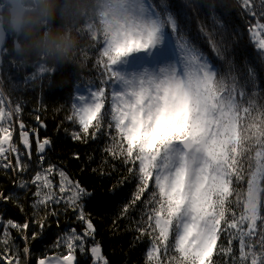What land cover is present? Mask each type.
I'll return each mask as SVG.
<instances>
[{
  "label": "snow or ice",
  "instance_id": "1",
  "mask_svg": "<svg viewBox=\"0 0 264 264\" xmlns=\"http://www.w3.org/2000/svg\"><path fill=\"white\" fill-rule=\"evenodd\" d=\"M241 4L256 18L248 31L260 57L264 58V23L260 20L264 17V0H260L259 15L256 0H241ZM197 7L213 13V33L206 32L201 23L199 31L189 36L186 29ZM216 28L223 31L224 25L212 4L196 5L191 0L173 5L168 0L158 3L110 0L98 61L103 64L106 76L100 81L101 87H88L86 95L77 94V99L83 102L79 108L83 133L87 135L89 128L94 127L95 138L104 119L101 113L105 108V87L109 89L110 107L104 115L109 117L107 127L115 129L116 136L112 139L119 144V152L112 148L106 151L132 164L130 172L136 170L139 186L133 203L152 184L153 192L147 201L152 205L147 213V227L139 229L142 234L152 236L151 248L146 253L149 260L161 250L167 256L169 239L174 237L171 247L178 256L170 257L169 264H214L217 250L219 254L231 255L232 264H264V104L256 103L255 92L251 95L247 92V84L255 76L254 69L249 68L243 82L231 73L230 84L224 78L217 80L219 69L214 60L224 57L212 38ZM91 36L95 40L97 32ZM200 36L207 38L214 51L213 58L197 46ZM12 114L0 108V120L6 115L10 119ZM93 121L97 123L93 125ZM0 133H5L0 138V159H3L6 152L17 149L11 144L12 134L6 127H0ZM73 137L81 139L78 133ZM23 143L31 147L27 132L23 133ZM49 143L47 139L42 143L37 141V151L43 153ZM253 150L254 154L246 160ZM39 159L42 161L44 157ZM17 164H20L19 156ZM3 166L12 167V164ZM26 168L27 165L21 166V171ZM53 168L50 166L45 171L50 173ZM57 171L61 177L60 192L68 191L69 187L71 190L66 199L57 197L53 202L63 200L77 213L85 230L78 233L72 229L61 237L66 255L55 260L39 258L37 264H78L77 249L81 254L87 250L94 258L93 264H109L81 202L92 193L79 182L68 180L63 170ZM234 180L237 184L246 180L244 200L241 202L237 195L234 201L237 206L242 204L238 216L227 207L236 191ZM37 181H43L38 189H50L47 176L37 174L32 182ZM35 194L41 197L39 190ZM53 196L49 191L35 201L33 208L46 205ZM10 198L0 192V200ZM228 211L231 219L226 215ZM6 223L25 241L29 239L24 232L29 229L28 222L18 224L8 220ZM39 226L43 230L44 224ZM221 234L225 235L228 246L221 244L218 249ZM36 235L33 232L31 238L35 239ZM90 237L91 247L86 248ZM10 239L6 229L0 243L5 245V251L14 250L15 255L8 258L0 253V258L7 259V264H20V250L14 244L8 247ZM233 241H238V254L233 250ZM23 253L25 257L29 254L27 246Z\"/></svg>",
  "mask_w": 264,
  "mask_h": 264
},
{
  "label": "trees",
  "instance_id": "2",
  "mask_svg": "<svg viewBox=\"0 0 264 264\" xmlns=\"http://www.w3.org/2000/svg\"><path fill=\"white\" fill-rule=\"evenodd\" d=\"M158 3L159 0H156ZM183 0H168L170 5L182 3ZM193 4L215 5V15L224 25V30L215 29L213 40L221 48L223 59L216 58L215 66L219 69L217 80L224 78L231 83L229 73L238 76L243 82L248 77L249 68L254 69V79L247 84V92L256 93L257 104H264V58L260 57L259 50L254 46L255 40L250 38L248 31L251 25L256 23L247 9H244L241 0H191ZM226 6V7H225ZM257 14L259 15L260 0H256ZM192 19L188 22L189 36L199 31V25L205 26V31L213 33V13L207 8L197 7L191 13ZM264 23V17L260 18ZM251 22V24L249 23ZM103 30L97 31L94 40L91 35H86L79 52L78 62L73 65L43 66L40 63H25L15 57L12 51L13 37L10 41L0 65V108L5 113L12 112L9 119L7 115L0 120V127L14 130L11 144L17 149L11 154V158L0 159V192L11 197L0 200V239L4 232L11 234L8 247L20 250V264H37L39 258L62 256L67 254L61 237L70 234L72 229L83 233L85 225L77 219V213L65 205L63 200L55 203L52 200L38 209L33 204L40 197L36 196L39 190L38 181L33 183L37 174L43 173L50 166H54L53 178L54 191L58 190L60 182L57 170H63L72 182H79L91 196L84 197L81 201L85 214L91 218L96 229L95 240L99 242L103 256L109 264H169L172 256L178 253L171 247L174 237L169 239V253L166 256L161 252L151 260L146 253L151 248L152 236L142 234L139 229L147 227L148 215L152 205L147 201L153 192L150 182L148 190L139 200L133 203L139 186L137 172L132 164H126L121 158L113 156L106 151L112 148L119 152V144L113 141L116 136L114 128L107 127L109 117L104 113L110 107V91L105 87V108L101 115L104 116L99 132L95 138L92 133L94 127L89 128L87 135L83 133V126L79 123L80 115L76 111L79 103L77 94H87L88 87H101L100 81L105 78L103 64L98 63L103 48ZM222 40V44H221ZM211 59L214 51L207 38L200 36L197 45ZM19 108V112L16 109ZM255 115V113H254ZM250 122V119H249ZM97 122L93 121V125ZM23 124V128H21ZM27 132L31 145V156L28 155L23 143V133ZM78 133L81 139H74L73 134ZM5 133H0L2 138ZM45 139L50 143L45 151H37V141ZM87 142H84V141ZM126 146V143L124 144ZM253 153H248L247 160ZM20 164H17V157ZM40 156L44 159L41 161ZM11 162L12 167H4ZM138 164V162H137ZM27 165L25 171L21 166ZM246 167V165H245ZM46 172V171H45ZM56 177V178H55ZM24 184L25 187L20 185ZM264 187V183H262ZM236 191L229 198L227 205L237 216L241 206L234 201L237 195L242 202L246 194V180L237 184L233 181ZM70 188L63 193L57 192V197L67 198ZM264 196V193H262ZM127 207V211L124 209ZM55 212V215L52 213ZM231 219V211L226 212ZM14 223H29V229L24 232L29 239L7 225V221ZM44 224L43 230L40 224ZM223 227V222H222ZM151 230H149L150 232ZM38 233L32 239V233ZM154 235V233L152 234ZM59 242V246H57ZM91 237L86 248L91 247ZM228 246L225 235L221 234L219 246ZM29 248V254L25 257L23 248ZM234 252L238 254V241L232 242ZM0 253L4 257L12 258L13 251H5V245L0 243ZM78 264H93L94 258L87 252H76ZM214 264H232V256L219 254L218 250L213 255ZM0 264H7V259L0 258Z\"/></svg>",
  "mask_w": 264,
  "mask_h": 264
},
{
  "label": "clouds",
  "instance_id": "3",
  "mask_svg": "<svg viewBox=\"0 0 264 264\" xmlns=\"http://www.w3.org/2000/svg\"><path fill=\"white\" fill-rule=\"evenodd\" d=\"M110 0H0V36L13 37L16 58L73 65L86 35L106 26Z\"/></svg>",
  "mask_w": 264,
  "mask_h": 264
},
{
  "label": "rangeland",
  "instance_id": "4",
  "mask_svg": "<svg viewBox=\"0 0 264 264\" xmlns=\"http://www.w3.org/2000/svg\"><path fill=\"white\" fill-rule=\"evenodd\" d=\"M82 105H83V102H82V101H79V103H78L77 106H76V111H77V113H79V115H80L79 108H80ZM9 132H11V134H12V136H13L14 130H9ZM28 139H29V136H28ZM29 140H30V139H29ZM11 141H12V139H11ZM5 147H8V146L5 145ZM12 153H13L12 151L6 152V153L4 154V157H9V158H11V157H12V156H11ZM58 174H59V173H58ZM41 175H42V177H43V176H47L48 181L51 182L50 189H49L48 187H41L42 190H43V193H42L41 197L48 195V194H49V191H51L52 193L55 194V196H53V198H52V201L55 200V199H56L57 192H60L61 177L59 176L60 182H59V184H58V185H59V186H58V190H57V191H54L55 182H54V178H53V172L51 171V172L49 173V172H45V171H44L43 173H41ZM55 178H56V177H55ZM67 178H68V177H67ZM68 180H70V179L68 178ZM70 181H71V180H70ZM38 183H39V185H41V184H43V181H38ZM69 188H70V187H69ZM60 193H62V192H60ZM41 197H40V198H41ZM40 198H39V199H40ZM49 201H51V200H49ZM101 252H102V250H101ZM102 255H103V253H102ZM56 257H57V256L48 257V258H51V259L55 260Z\"/></svg>",
  "mask_w": 264,
  "mask_h": 264
},
{
  "label": "water",
  "instance_id": "5",
  "mask_svg": "<svg viewBox=\"0 0 264 264\" xmlns=\"http://www.w3.org/2000/svg\"><path fill=\"white\" fill-rule=\"evenodd\" d=\"M9 41H10L9 35H6L2 39H0V65L3 63L4 54H5L6 48L9 44ZM24 147H25V150L27 151V153L29 155V153H31V147L29 148V147H26L25 145H24ZM29 156H31V154Z\"/></svg>",
  "mask_w": 264,
  "mask_h": 264
},
{
  "label": "bare ground",
  "instance_id": "6",
  "mask_svg": "<svg viewBox=\"0 0 264 264\" xmlns=\"http://www.w3.org/2000/svg\"><path fill=\"white\" fill-rule=\"evenodd\" d=\"M7 49V48H6ZM5 53H6V51H5ZM5 55V54H4Z\"/></svg>",
  "mask_w": 264,
  "mask_h": 264
}]
</instances>
